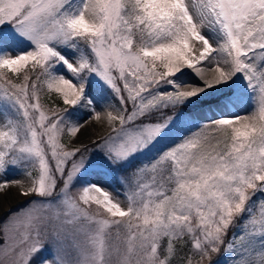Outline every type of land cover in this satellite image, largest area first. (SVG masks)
Instances as JSON below:
<instances>
[{
    "label": "snow or ice",
    "instance_id": "obj_1",
    "mask_svg": "<svg viewBox=\"0 0 264 264\" xmlns=\"http://www.w3.org/2000/svg\"><path fill=\"white\" fill-rule=\"evenodd\" d=\"M13 188L0 264H264V0H0Z\"/></svg>",
    "mask_w": 264,
    "mask_h": 264
},
{
    "label": "rangeland",
    "instance_id": "obj_2",
    "mask_svg": "<svg viewBox=\"0 0 264 264\" xmlns=\"http://www.w3.org/2000/svg\"><path fill=\"white\" fill-rule=\"evenodd\" d=\"M42 102L47 104L49 107H54L56 105H59L61 107L63 106L61 104V102H59V100H55V103H53V100H49L46 97L42 99ZM84 131L89 133L88 136H91V138H84L83 137V132ZM110 131H111V129L107 128V127H104V128L101 129L98 126H95V125H88L84 130H82V133L79 134V139H78L77 143L91 145L92 141L94 139H96V138H98L100 136L107 135ZM11 175L12 176H17L18 174L13 172ZM15 192H16V189L13 188V189H10L6 194H0V202L3 205V209L0 212V222H3V220L5 219V217L8 215V213L10 211H15L18 207H20L21 205H23V204H25L27 202L26 198L20 197V198H17V200L8 203V205H7V198L12 193H15Z\"/></svg>",
    "mask_w": 264,
    "mask_h": 264
},
{
    "label": "bare ground",
    "instance_id": "obj_3",
    "mask_svg": "<svg viewBox=\"0 0 264 264\" xmlns=\"http://www.w3.org/2000/svg\"><path fill=\"white\" fill-rule=\"evenodd\" d=\"M100 128V127H99ZM102 129V128H101ZM89 133H87L86 131L83 132V137L84 138H91V136H88ZM87 136V137H86ZM21 196L17 193V191L15 193H12L8 198H7V205L8 203L17 200V198H20ZM24 198V197H23ZM3 209V205L0 202V212Z\"/></svg>",
    "mask_w": 264,
    "mask_h": 264
},
{
    "label": "trees",
    "instance_id": "obj_4",
    "mask_svg": "<svg viewBox=\"0 0 264 264\" xmlns=\"http://www.w3.org/2000/svg\"><path fill=\"white\" fill-rule=\"evenodd\" d=\"M53 100H55L54 98H53ZM60 102V101H59Z\"/></svg>",
    "mask_w": 264,
    "mask_h": 264
}]
</instances>
